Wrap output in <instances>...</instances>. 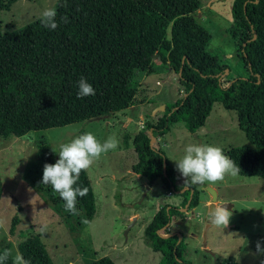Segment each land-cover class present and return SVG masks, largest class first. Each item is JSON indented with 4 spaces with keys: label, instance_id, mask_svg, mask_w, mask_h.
I'll use <instances>...</instances> for the list:
<instances>
[{
    "label": "trees",
    "instance_id": "trees-1",
    "mask_svg": "<svg viewBox=\"0 0 264 264\" xmlns=\"http://www.w3.org/2000/svg\"><path fill=\"white\" fill-rule=\"evenodd\" d=\"M14 1L0 0V10L8 11ZM55 7V30L37 19L2 34L0 20V137L101 119L127 108L136 101L138 69L125 68L119 61H142L141 73L157 55L177 73L183 94L135 134L138 160L133 173L143 174L150 184L160 179L167 189L176 191L178 173L151 138L168 133L179 121L195 132L205 124L214 102H220L236 112L238 126L251 143L231 147L224 154L236 162L239 175L264 179V0H232V22L244 31L240 49L248 76L227 85L221 82L227 65L206 51L211 36L194 15L198 0H58ZM80 77L95 89V95L77 97ZM41 155L42 168L53 163L44 149ZM78 184L88 189L77 201L91 221L96 207L86 170L81 171ZM2 192L0 176V199ZM179 192L181 205H162L144 229L146 242L162 253L158 264H191L184 257L183 236L161 234L172 217L183 220L184 212L198 205L194 186L181 187ZM19 222L16 213L11 218V235ZM22 237L17 248L30 264H54L39 234ZM4 249L11 250V244L7 242L0 252ZM86 264L117 263L102 256ZM221 264L238 263L228 258Z\"/></svg>",
    "mask_w": 264,
    "mask_h": 264
},
{
    "label": "rangeland",
    "instance_id": "rangeland-1",
    "mask_svg": "<svg viewBox=\"0 0 264 264\" xmlns=\"http://www.w3.org/2000/svg\"><path fill=\"white\" fill-rule=\"evenodd\" d=\"M198 1L200 7L194 15L211 36L206 51L216 57L220 64L228 67L221 77L222 84L227 85L237 77L248 76L240 49L244 31L232 22V0ZM57 2L15 0L8 11L0 10L2 34L37 20L44 8L56 6ZM169 37L170 30L167 32ZM141 62L138 59H121L119 64L139 70L144 65ZM144 67L146 72L136 71L138 100L165 106L183 94L178 76L173 73L175 71L164 66L159 56L155 55L151 64ZM169 70L172 71L170 75ZM141 111L135 107L133 118L138 120ZM156 112L157 117L161 116L162 107ZM118 114L104 119L29 131L19 137H0V176L3 183L0 199V249L9 242L15 254L22 236L35 232L40 235L54 264H86L102 256L110 257L117 264H158L162 253L154 251L146 242L144 229L162 205H181L179 189L183 177L173 160L182 157L186 145L198 143L197 138L201 139L202 144L217 145L223 151L251 145L238 126L236 112L225 109L220 102H214L205 124L193 133L186 129L183 121L173 124L168 133L162 135L161 141L154 144V147L165 153L168 162L178 173V178L174 180L176 191H171L172 195L167 196L170 190L160 179L150 184L143 174L133 173L132 166L137 162V154L132 141L129 146H125L128 139L126 133H134L137 126L132 122L123 130L115 118ZM86 131L94 133L102 142L109 136H115L119 141L116 150L103 154L86 170L96 207L91 221L86 220L79 201L76 202V214L69 213L65 211V202L59 194L50 185L41 183V149L55 163L59 158L55 153L59 145ZM191 186L197 189L202 187L205 198H211L206 188H213L219 200L231 204L229 210L232 215L229 225L222 230L206 222L209 209L204 205L205 201H202L196 208L184 212L183 220L175 217L180 223L176 224L173 219L169 228L172 233L183 236L186 246L184 257L191 264H221L228 258H233L238 264H261L264 255H255V245L259 240L264 247V179L238 174L235 177L228 175L224 181L215 184ZM16 213L20 222L11 235V218ZM45 223L48 230L41 234L39 228ZM161 234L164 232L161 231Z\"/></svg>",
    "mask_w": 264,
    "mask_h": 264
},
{
    "label": "clouds",
    "instance_id": "clouds-1",
    "mask_svg": "<svg viewBox=\"0 0 264 264\" xmlns=\"http://www.w3.org/2000/svg\"><path fill=\"white\" fill-rule=\"evenodd\" d=\"M56 7H46L40 13L38 20L49 29L58 27L56 20ZM65 22H67L65 18ZM77 97L83 98L95 95V89L84 77L77 81ZM119 141L115 136H109L103 142L98 140L94 133L86 131L75 136L67 143H61L55 151L58 159L55 163L43 165L42 184L50 185L65 202V211L76 214L77 197H84L88 193L86 187L78 184L81 171L89 169L93 163L101 158L103 154L118 148ZM54 152V151H53ZM176 169L183 177L182 188L196 184H215L224 181L225 177L240 174L241 170L230 157L226 156L223 149L217 145L206 143H191L186 145L184 154L178 160H173ZM228 202L219 205L213 204L208 210V220L222 230L229 225L232 212L227 207ZM48 225L45 223L39 228L41 234L47 232ZM255 255H264V247L261 241L256 242ZM30 264L19 252L4 249L0 252V264ZM264 264V260L261 261Z\"/></svg>",
    "mask_w": 264,
    "mask_h": 264
},
{
    "label": "crops",
    "instance_id": "crops-1",
    "mask_svg": "<svg viewBox=\"0 0 264 264\" xmlns=\"http://www.w3.org/2000/svg\"><path fill=\"white\" fill-rule=\"evenodd\" d=\"M152 72V71H151ZM172 73V71H170L169 70V75ZM174 73V75L175 76H178L175 72H173ZM177 80V79H176ZM139 84V83H138ZM157 84H159V82L157 81ZM138 87H139V85H138ZM138 87H137V92H138ZM180 89V88H179ZM180 91V90H179ZM152 101H148V102H146V100L145 101H143V100H138L137 99V94H136V101L134 102V104H132V105H130V106H128L127 108H125V109H122V110H120V111H118V112H116V113H114L113 115H115V114H117V113H119L118 114V116H114L115 118H116V120L118 121V123L120 124V126H121V128L123 129V130H126L127 128H128V125L130 124V123H132V122H134L135 124H136V126H137V131L138 130H140L141 128H143V126H144V124H143V122L147 119L148 121H150V122H153L154 123V121H156L157 119H158V117L156 116V114H157V112L156 113H154L155 112V110H157L161 105L160 104H155V103H151ZM164 106V105H163ZM135 107H139V109L140 110H142L141 111V113L139 114V117H138V120H136V119H134L133 118V115H132V113L134 112V110H135ZM147 110H150L149 112H147ZM112 116V115H111ZM111 116H107V117H104V118H109V117H111ZM160 117V116H159ZM103 118V119H104ZM136 120V121H135ZM106 124L108 125L109 123H108V121H106ZM198 130V129H197ZM196 130V131H197ZM137 131H135L134 133H126V135H127V137H128V139H127V144L125 145V146H129V142L130 141H132V145H133V138H134V136H135V134L137 133ZM162 136H160V137H152L151 138V143H152V145L154 146V144L156 143V142H158V141H161V138ZM133 149H134V146H133ZM135 151V150H134ZM135 153H136V151H135ZM137 154V153H136ZM137 160H138V158H137ZM136 175H140V174H136ZM157 180V179H156ZM155 181V180H154ZM196 188V187H195ZM197 189V188H196ZM198 190V193H199V201H198V205L202 202V201H205V203H204V205L207 207V209H209V207L213 204L212 203V201H211V198L209 197V198H205V194H203L204 192H203V188L201 187L200 189H197ZM172 193L173 192H171V191H168L167 192V196H171L172 195ZM223 202H227L226 200H219L218 198H217V201L214 203V204H216V205H219V204H221V203H223ZM197 205V206H198ZM196 206V207H197ZM196 207H194V208H196ZM193 208V209H194ZM186 212V211H185ZM191 212V211H190ZM175 217H172V219H171V221H170V223H169V225H168V227L165 229V230H163L162 232H164V234L163 235H169V234H171L172 232H171V230H170V228H169V226H170V224H171V222H172V220L174 219ZM189 218V217H188ZM187 218V219H188ZM135 219H136V217H135ZM175 220V219H174ZM136 221V220H135ZM176 222V224H178V223H180V222H178L177 220H175ZM207 223H210L209 221H208V219H207V221H206ZM134 223V222H133Z\"/></svg>",
    "mask_w": 264,
    "mask_h": 264
},
{
    "label": "water",
    "instance_id": "water-1",
    "mask_svg": "<svg viewBox=\"0 0 264 264\" xmlns=\"http://www.w3.org/2000/svg\"><path fill=\"white\" fill-rule=\"evenodd\" d=\"M160 107H162V109L164 110V106L163 105H161ZM194 137H196V134H194ZM197 138V137H196ZM197 140H198V143H201V139H199V138H197ZM206 191L211 195V201H212V203L214 204L216 201H217V193H216V191L213 189V188H211V187H207L206 188ZM212 204V205H213ZM227 207H228V209H230L231 208V204H227ZM135 218H133V222H135ZM131 225V224H130ZM130 225L128 226V227H130Z\"/></svg>",
    "mask_w": 264,
    "mask_h": 264
}]
</instances>
